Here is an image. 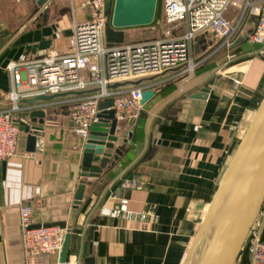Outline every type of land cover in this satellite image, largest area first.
I'll return each mask as SVG.
<instances>
[{
    "label": "crops",
    "instance_id": "crops-1",
    "mask_svg": "<svg viewBox=\"0 0 264 264\" xmlns=\"http://www.w3.org/2000/svg\"><path fill=\"white\" fill-rule=\"evenodd\" d=\"M253 1L264 4V0ZM12 5L0 3V109L9 105L13 84L8 66L50 53H70L74 24L87 18L83 10L81 16L77 14L74 4L72 10L61 8L55 0L44 6ZM46 8L45 23L38 19ZM254 20L248 18L243 26L244 40L227 48L213 67L191 80L183 82L175 77V70H169L126 84L144 86L155 94L120 123L129 143L118 160L113 155L100 176L82 175L84 141L70 118L72 100L85 92L56 94L33 104L27 100L35 97L23 99L20 122L44 130L38 132L34 153L28 150L29 133L21 130L16 155L0 160V264H26L22 205L31 207L33 225L67 223L71 230L68 264H183L264 95L263 45L248 40ZM38 23L56 26L46 37L51 43L45 49H35ZM128 37L126 29L125 42H132ZM212 44L209 34L198 36L194 55H203ZM235 50L239 54L233 62L229 52ZM83 75L87 77L86 72ZM199 92L205 97L193 96ZM33 109L46 112L44 124L40 118L32 122L25 116ZM118 144H123L122 138ZM128 179L142 187L129 186ZM81 183L86 185L83 199L75 204ZM124 199L133 217L104 212ZM138 214L148 217L141 219ZM39 263L58 264L59 255L40 254L35 258ZM236 264H253L246 248Z\"/></svg>",
    "mask_w": 264,
    "mask_h": 264
},
{
    "label": "built area",
    "instance_id": "built-area-1",
    "mask_svg": "<svg viewBox=\"0 0 264 264\" xmlns=\"http://www.w3.org/2000/svg\"><path fill=\"white\" fill-rule=\"evenodd\" d=\"M162 14L168 28L159 37L124 42L108 46L105 36V0H86L83 8L87 18L74 24V48L64 55L50 53L8 66L13 84L9 105L0 109V160L17 153L20 134L21 101L40 95L85 92L72 100L70 118L76 124L80 138L85 142L102 111L99 104L113 99L112 108L120 123L140 106L144 86L126 84L133 79L158 75L175 70V77L189 81L198 66L207 58L194 55L198 36L209 34L212 48H231L242 37L248 18L254 17V28L248 40L263 45L264 4L253 0H162ZM232 12H239L234 19ZM230 57H235L232 54ZM87 73V77L83 75ZM119 83L120 85L114 86ZM237 83H240L237 81ZM131 187L142 184L126 180ZM113 217H133L128 201L121 200L114 208L105 209ZM31 207H20L22 245L26 264H35L40 254L59 255L65 229L58 225L33 227ZM141 219L148 216L138 214ZM264 203L248 234L243 248L252 257L253 264H264ZM42 264V263H39Z\"/></svg>",
    "mask_w": 264,
    "mask_h": 264
},
{
    "label": "water",
    "instance_id": "water-1",
    "mask_svg": "<svg viewBox=\"0 0 264 264\" xmlns=\"http://www.w3.org/2000/svg\"><path fill=\"white\" fill-rule=\"evenodd\" d=\"M52 0H38V6H44ZM158 0H105V36L108 46L121 44L126 39V29L147 26L154 22ZM45 10L44 22L48 20ZM55 25L42 26L38 23L34 33L35 49L49 47ZM238 39L234 45L244 40ZM120 85L119 83L114 86ZM155 92L147 89L143 92L141 104L149 101ZM199 92L194 97H205ZM55 95H40L27 103L38 100H50ZM113 99L99 104L102 110L99 121L90 131L82 149V175L97 177L109 164L114 155L115 160L123 154L129 138L118 129ZM32 117L31 121L45 123L46 112L33 109L24 113ZM20 130L29 133L28 150H36L38 132L44 130L30 122H20ZM33 131V132H32ZM122 138L123 144H118ZM85 184L81 183L75 194V204L83 199ZM264 203V95L254 111L253 117L242 135L231 160L217 186L206 214L195 234L183 264H236L243 250L248 234L256 221ZM42 224L33 225L40 227ZM58 225L65 229L62 249L58 264H68L71 242V230L65 221L45 223L43 226Z\"/></svg>",
    "mask_w": 264,
    "mask_h": 264
},
{
    "label": "rangeland",
    "instance_id": "rangeland-1",
    "mask_svg": "<svg viewBox=\"0 0 264 264\" xmlns=\"http://www.w3.org/2000/svg\"><path fill=\"white\" fill-rule=\"evenodd\" d=\"M85 1L86 0H55V3L58 6H61V8H70L71 10H72V6L74 4V6L77 9V14L79 16H81L82 10L85 13L87 12V10L81 6L82 3ZM161 1L162 0H158L159 8H157V13H156V17H155L154 22L150 25H147V26H137V27H132V28L127 29L128 34H129V37H128L129 39H132V41L149 39V38L159 37L163 34V32L168 28V25L165 23V21L163 19L162 2ZM0 3L5 5V6H10L13 4V3L8 2V0H0ZM35 3H37V0H35V1H33V0H14V4L12 6L22 7V6H26V5H34ZM233 10H234V8H231L230 14H228V16L231 18V13H233L232 17H234V19H236L237 16L239 15V12H236V11L232 12ZM253 20H254V17H253ZM253 22H255V20ZM251 43L253 44V42H251ZM214 44L215 43H213L212 45H214ZM226 50H227V48H225V47L224 48H216V47L212 48V47H210V49H208V51H207L208 52L207 58L198 66V68L195 71V74L200 75L201 73L205 72L208 69V67H213L214 66V63H213L214 60ZM207 52H205V53H207ZM232 54H236L238 56L239 53L236 50L229 52V59H231V61L234 62L238 59V57L237 56L236 57H230ZM194 75H193V77H194ZM198 75H196V77ZM144 77H146V76H144ZM136 79H138V78H136Z\"/></svg>",
    "mask_w": 264,
    "mask_h": 264
},
{
    "label": "flooded vegetation",
    "instance_id": "flooded-vegetation-1",
    "mask_svg": "<svg viewBox=\"0 0 264 264\" xmlns=\"http://www.w3.org/2000/svg\"><path fill=\"white\" fill-rule=\"evenodd\" d=\"M44 17H45V13L42 14V16L38 20L44 21Z\"/></svg>",
    "mask_w": 264,
    "mask_h": 264
},
{
    "label": "trees",
    "instance_id": "trees-1",
    "mask_svg": "<svg viewBox=\"0 0 264 264\" xmlns=\"http://www.w3.org/2000/svg\"><path fill=\"white\" fill-rule=\"evenodd\" d=\"M158 3H159V2H158ZM157 8H159V4H158ZM156 13H157V12H156ZM244 250H245V248H244Z\"/></svg>",
    "mask_w": 264,
    "mask_h": 264
}]
</instances>
